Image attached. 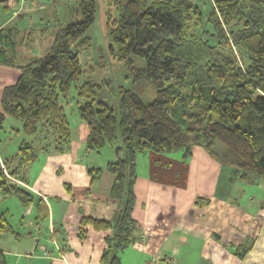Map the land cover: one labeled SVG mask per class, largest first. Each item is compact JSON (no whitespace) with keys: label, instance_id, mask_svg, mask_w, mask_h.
<instances>
[{"label":"trees","instance_id":"16d2710c","mask_svg":"<svg viewBox=\"0 0 264 264\" xmlns=\"http://www.w3.org/2000/svg\"><path fill=\"white\" fill-rule=\"evenodd\" d=\"M60 1L51 0L50 6ZM75 3L79 20L58 27L46 50L24 64L14 55L16 30L0 29V64L19 70L15 83L1 93L0 132L11 117L20 122L19 128L13 127L14 137L23 136L13 156L3 159L10 178L0 167V194L15 196L23 207L34 201V194L17 181L22 182L21 172L36 159V149H66L71 128L64 105L73 85V105L88 129L86 149L100 152L115 144L116 158L104 169L113 176L109 197L118 207L110 220L83 215L78 236L83 237L85 226L109 231L100 263L121 264L120 253L132 244L136 229L132 209L138 153H178L185 160L201 145L240 178L264 177V0H213L206 16L193 0H105L116 13H106L108 54L123 64L130 82V87L116 89L105 83L117 95L114 105L97 97L101 84L79 82V55L90 45L85 34L94 22L95 1ZM189 29L200 33L193 35ZM135 58L144 65L136 66ZM149 89L154 96L145 102L142 95ZM178 112L179 119L173 118ZM87 172L94 184L102 169L88 167ZM35 208L39 224L48 216L42 198ZM4 233L14 230L1 213L0 235ZM248 248L238 247L236 254L243 257ZM42 255L51 257L47 249ZM0 264H8L1 247Z\"/></svg>","mask_w":264,"mask_h":264},{"label":"crops","instance_id":"0c3cea01","mask_svg":"<svg viewBox=\"0 0 264 264\" xmlns=\"http://www.w3.org/2000/svg\"><path fill=\"white\" fill-rule=\"evenodd\" d=\"M48 5L43 0L0 2V29L16 30L19 42L14 55L18 63L36 56L37 46L40 53L48 47L49 43L41 48L46 37L41 13ZM24 19L27 23L21 26ZM18 74L16 67L0 64V97ZM10 126L19 128L20 123ZM72 127L63 152H41L20 174L22 182H17L35 196L24 213L28 215L31 210L33 218L22 215L18 224L23 231L13 228L14 233H9L13 238L6 239L7 248L0 245L8 264H101L109 231L85 226L79 238V221L83 215L113 218L118 208L117 201L109 197L113 176L104 169L105 160L93 157L94 151L86 149V124L77 119ZM5 136L7 139L8 134ZM22 138L19 135L14 143L10 141L3 153L12 154ZM91 157L95 166L86 162ZM115 158L114 152L107 159ZM135 164L132 217L136 229L134 241L120 253L121 264H264V192L258 194L263 195L261 200L248 201L239 187L237 195L244 202H237L232 198L237 173L221 166L198 145L185 160L178 153L147 151L136 155ZM88 167L102 169L94 184L90 183ZM243 181L261 183L253 175ZM38 198L48 212L39 224L34 219ZM197 200L205 202L198 204ZM248 244L243 257L236 254L238 247ZM44 249L51 257L42 255Z\"/></svg>","mask_w":264,"mask_h":264},{"label":"rangeland","instance_id":"374dc122","mask_svg":"<svg viewBox=\"0 0 264 264\" xmlns=\"http://www.w3.org/2000/svg\"><path fill=\"white\" fill-rule=\"evenodd\" d=\"M46 4L53 2L46 1ZM95 1V18L93 24L88 29L86 36L90 39V45L89 47L82 51L79 55L80 58V67L82 70V76L80 77V81L89 79L95 84H101V87L97 89V97L100 99H103L105 102H107L109 105L116 104L117 101V95L109 93L107 90L106 82L110 81L112 86L116 89L119 86H123L125 88L130 87L129 79L126 78V70L123 66V64L112 58L108 54V48H107V41L105 39L104 33H105V20H106V13H111V16L115 17L116 13L112 6L107 5L105 3V0H94ZM48 2V3H47ZM196 7L201 8L202 13L204 16L207 15L209 10L213 8V0H193ZM48 5V6H49ZM199 5V6H198ZM41 15L43 16V25L45 28L43 29V36H46L42 40L41 48H45V46L49 43H51V40L53 38V34L57 30L58 27L61 25L63 26L67 22L70 21H77L79 20V14L77 12V7L75 0H61L60 2H55L54 6H49L48 8H44ZM21 26H24V24L27 23V20L24 19V21H21ZM190 32L194 33L193 35H198L197 33H200V29H196L195 32L193 30L189 29ZM205 30L209 33H213L211 25H206ZM24 33V32H23ZM27 33V31L25 32ZM24 33V34H25ZM30 35V34H28ZM193 37V36H192ZM204 37V36H203ZM201 42V41H200ZM212 40H208L209 45H213ZM49 46V45H48ZM197 48V46H195ZM46 50V49H45ZM45 50H43L41 53L39 52L40 49L36 48L35 54L36 56H40ZM200 52V49H198V53ZM198 63H201V59L198 61ZM24 64V63H20ZM136 66L142 67L144 65V61L135 58ZM14 69V68H13ZM16 73V72H15ZM18 77V75H17ZM16 77V78H17ZM16 80V79H15ZM78 82V83H79ZM15 83V81H14ZM13 83V84H14ZM103 83V84H102ZM12 85V84H11ZM10 86V85H7ZM5 86V87H7ZM4 89V88H3ZM76 91L74 86L72 85L69 93H68V101L64 105L65 112L67 114V118L70 124V128L73 129L74 121L78 119L77 112L74 102L76 101ZM153 92L152 90H147L143 95L142 99L145 102L151 101L153 99ZM180 113L178 112L176 115H172L173 118L179 119ZM12 123L19 124L20 122L18 120H15L11 117H6L4 124H3V130L0 132V167L3 168L5 175L7 178H10V175L6 168H4V165L2 164L3 159H6L9 156H13L16 149H13L12 154H8L7 156L3 153V150L5 147H9L10 141H15L14 137L15 135V129L14 126H10ZM7 140L6 136L7 135ZM4 135V138H3ZM10 136V138H8ZM7 140V141H6ZM5 146V147H4ZM12 146V145H11ZM14 146V145H13ZM36 148L39 147L38 144H35ZM201 146V145H199ZM115 144L111 147L104 146L101 151L97 154L94 153L91 154L93 157H96L97 159L101 157V160H105L104 162H107L109 159L113 157L114 154V148ZM202 147V146H201ZM204 148V147H203ZM217 148L222 151L223 147L219 144H217ZM6 149V148H5ZM8 150V149H7ZM37 154H41L39 150H37ZM99 155V156H97ZM107 157V158H106ZM10 159V158H9ZM97 161V160H95ZM87 164L90 166H95V162L92 160V157L87 159ZM103 161H101L102 163ZM28 167V166H27ZM26 169V168H24ZM23 169V171H24ZM235 171V170H234ZM235 173V172H234ZM253 175V174H251ZM259 177L261 183L259 185L254 184L252 182H244L240 176L236 175L233 176L235 181L237 183L234 185L232 198L235 199L237 202H241V204L244 202L242 199H240V196H238L239 187L244 191L242 194V197L244 200L248 201H258L262 199L263 195H258L264 192V177L253 175ZM30 207L26 208L23 207L20 202L17 200L15 196H3L0 194V214L4 213V215L9 220L10 224L14 228L16 232H22L23 228L21 225L18 224V222L21 220V216L24 215V219H32V211L30 210V213L27 215L24 214L26 210H28ZM12 235L9 233H4L0 235V245L7 248V240L6 239H12ZM29 252V251H28ZM23 259V258H22Z\"/></svg>","mask_w":264,"mask_h":264},{"label":"water","instance_id":"95a60500","mask_svg":"<svg viewBox=\"0 0 264 264\" xmlns=\"http://www.w3.org/2000/svg\"><path fill=\"white\" fill-rule=\"evenodd\" d=\"M0 1H3V0H0Z\"/></svg>","mask_w":264,"mask_h":264}]
</instances>
